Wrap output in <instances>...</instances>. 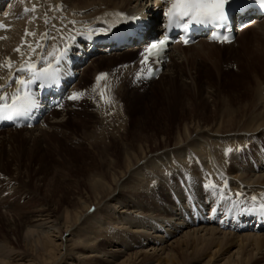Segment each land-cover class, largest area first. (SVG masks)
Segmentation results:
<instances>
[{
	"label": "bare ground",
	"instance_id": "1",
	"mask_svg": "<svg viewBox=\"0 0 264 264\" xmlns=\"http://www.w3.org/2000/svg\"><path fill=\"white\" fill-rule=\"evenodd\" d=\"M142 1L40 0L36 4V0H14L8 10L11 18H6L5 28L0 31V37H3L0 38V64L11 58L15 71V67L27 58L28 45L41 44L32 56L36 60L44 51L46 54L54 49L57 53L62 51L75 41L73 37L80 39L84 31L99 33L122 21L126 15H142L163 3V0ZM3 2L0 0V4ZM26 6H30L26 9L28 12ZM18 7L20 16L12 12ZM63 11L75 17L76 30L72 28L66 33L56 28L58 38H52L48 34L52 35V22L64 14ZM247 30L256 34L254 42L258 46L254 54L259 65H264V21L244 29ZM45 34L46 38L42 39ZM235 42L220 44L201 40L196 45L176 46L169 55L189 60L192 53L185 50L194 49L210 61L220 47ZM18 47L24 56L15 51ZM126 54H137L138 57L139 51H126L121 55ZM101 60L105 64L110 61L109 68L94 72L95 85L87 87V94L102 90L113 94L116 89H125L124 84L106 90L111 83L107 79L101 80L97 87V77L101 73L113 76L115 68L111 64L117 58L104 56L93 64ZM125 64L117 68V74L127 78L136 66ZM87 68L83 71L85 74ZM262 70L264 77V66ZM10 74L7 68L0 67V84L6 83ZM24 76L28 74L24 73ZM163 76L161 74L158 79ZM175 82L173 78L167 101L163 103V113L155 121L159 130L155 123H149L148 118L139 126L141 132L155 128L157 132L165 133L166 140L160 145H147L141 134V138H135V123L124 116L127 108L118 102L120 106L116 105L114 100V104L103 102L100 105L102 110H95L90 118L86 117L87 120L81 119L84 123L80 129L82 136L78 138L79 150L72 148L70 151L59 140L62 145L56 151L61 158L50 161L65 165L70 174L64 181H59L51 197H42L46 203L40 202L41 207L33 214L20 217L14 234L17 240L0 242V264H37V258L18 248L22 240L26 247L31 246L43 255L44 264H60L62 261L65 264H95V260L101 257L105 258L104 264H147L151 260H157L156 264H264V226H255L250 221L254 217L249 218L264 212L261 207L264 205V150L260 149H264V86L256 84L255 97H242L241 102L248 99L242 105L231 99L222 100L219 89L215 90L212 95L215 109L209 115L205 112L199 116L196 102L204 88L193 81V86L184 84L179 89ZM13 87L7 91L13 92L17 85ZM175 96L178 103L172 104ZM183 97H188V102ZM182 102L189 104L191 111L182 106ZM104 106L108 109L106 113ZM56 113L53 112L52 116ZM95 117L100 118L94 120ZM69 123L67 118L55 120L56 128H67ZM44 156L40 159L43 165ZM43 165L40 171L44 170L43 174L48 175L47 164ZM210 184L215 187L210 188ZM83 189L86 197L81 195ZM72 194L77 195L74 200L70 198ZM57 195L58 199L53 200L55 208H52L49 202ZM62 209L64 213L59 216ZM263 220L260 222L264 223ZM172 231L183 233L174 245L168 249L155 246L164 243ZM234 231L237 233H231ZM131 234L135 240L130 238ZM103 238L120 244L116 251L122 252L123 246L136 251L123 256L119 262L118 254L109 255L95 244ZM148 247L162 254L152 255L149 250L142 249ZM16 258L20 263L14 262Z\"/></svg>",
	"mask_w": 264,
	"mask_h": 264
},
{
	"label": "rangeland",
	"instance_id": "2",
	"mask_svg": "<svg viewBox=\"0 0 264 264\" xmlns=\"http://www.w3.org/2000/svg\"><path fill=\"white\" fill-rule=\"evenodd\" d=\"M145 1L146 0L142 2ZM135 6L137 5L135 4ZM255 36L256 34L253 30L244 31V33L239 35L235 43L220 47V51L218 50L214 55L215 57H213L210 61L204 58L203 53H198L199 51L194 49L185 50L186 53H192L189 60L183 61V59L179 58L178 55H171V60L162 73L164 76L155 80V83L151 84L149 87L143 88L137 85H132L130 80L127 79L128 76L126 78L122 74H117V67L120 64L124 65L125 62L126 64H131L137 59V54H118L117 56H113L114 58H117V60L111 64L113 69L115 68V71L111 74L113 75L112 78L110 77L107 79L108 82L111 83L107 85L105 89H114L118 85L123 86L125 84V89L124 87L121 88V91L116 89V91H118L116 92L114 90L113 94L111 93V96H113L112 99L116 102V105L120 106V104H122L123 106L121 105V107H124L125 109L127 108L124 115L125 118L130 121L132 120L135 123L133 136L135 138L145 136L143 139L146 141L147 145H160L166 140V137L165 133L157 132L155 130L154 127L156 126V129L158 128L159 130L157 122L155 121L158 117H161L160 115L163 113V103L164 101H167L166 95L169 87L172 85L171 83L173 78L176 80L174 84L179 89L185 86L184 84L193 86V81H196L204 88V93L198 99V102H196L199 106L197 112L199 116H202L205 112L209 115L215 109V104L212 102V95L215 90L219 89L218 92H220V98L222 100L228 101L231 99L235 102H239L240 105L246 104V101L248 100L247 99L246 101L244 100L241 102L240 99H242V97H250V99L255 97L254 91L256 84H259L260 86L263 84L264 86V77L262 75V66L264 65H259L257 62L258 58H256V55L254 54L257 53L256 47L258 46V44L254 42ZM251 47H254V50H251ZM172 53L173 52H171V54ZM108 63H110V61H106L105 64L101 60L100 62L88 65L86 74L83 72V78L81 79L82 82H79L78 87L85 92L89 85H95V76H93L94 72L97 69L101 70L109 68ZM95 89H97V87ZM100 93L101 92H98L96 94L93 91H89L81 103L77 105L76 103L79 101L76 103L74 102L76 104L74 105L72 102L71 105L69 104L66 107L68 108V110L66 109L67 111H57L55 115L48 117L46 121L41 124V126H37L38 129L36 128L34 131H16L8 129V131L0 132V216H3V218L2 216L0 218L2 219L1 222H4L3 225L0 222L1 243H7V241L8 243H11L10 241L13 242L14 240H17L14 234L16 227L20 224V217L25 216L26 214H33L37 208L41 207L40 202H47V200H43L42 197H51V193L59 181L62 182L68 178V174H70V172H68V168L65 165H59L58 162H52L50 160L61 158L56 151V149H58L57 147L62 145L59 140L63 141V143L67 145L66 148L69 147L68 149H70V151L72 148L75 150L80 149L78 147V138L82 136L81 133L83 132L80 129H82L81 123H84L81 119H86V117L90 118V114L95 112V110H102L100 105L103 102H101ZM173 98L171 103H178L176 102L177 97L175 96ZM183 99L188 102V97H183ZM114 101L111 102V104H114ZM181 104L187 109L191 107L185 102H182ZM182 106H180L179 109L182 110ZM205 106L207 108H204ZM104 108H106L104 112H108L107 107L104 106ZM86 112L89 113L87 114ZM169 113L170 115H174L173 112ZM175 113H178L177 110ZM66 118L69 119L70 125L67 128H56L55 120H64ZM98 118L100 117H95L94 120H97ZM147 118L150 124L153 122L156 126L153 127L154 129L141 132V129L139 128V126H141V121ZM73 131L76 133H72ZM81 141L85 144L88 143L87 141L85 142V140ZM257 147L260 148V146ZM260 149L262 150L263 148ZM42 155H45L44 157H46L44 165L40 160ZM46 164L49 169L48 175L43 174L44 170L42 172L40 171L41 166L43 165V167H45ZM81 193V195L86 197L87 194L85 189H83ZM74 196L76 197L77 195L72 194L70 196L71 200H74ZM57 199L58 195L57 197H53V199L49 202L52 208H55L53 204ZM12 204L14 205V208L11 209L10 205ZM44 207L48 208L46 205ZM63 213L64 209H62L58 215L61 216ZM231 233L234 234L237 232L234 231ZM182 235L183 233H180V231H172L171 235L164 243L155 244V246L158 248L165 246L166 249H168L171 245H174L173 243L182 237ZM130 238L135 240L133 234L130 235ZM97 241H95V244H97V246H99L105 253H108L109 255L118 254L120 258L117 261L119 262L123 260V256L125 257L127 254L136 251V249H131L130 247L125 248L124 246L122 248V252L116 251L119 250L121 245L115 244L109 238L98 239ZM18 245V248L22 252H25L28 255H33L37 258V264H44L45 259L42 257L43 255L34 251L31 246L26 247L24 240H22ZM150 248L151 247L142 249L149 250L152 255L160 256L162 254V252L155 253L154 250ZM12 254L15 256L14 253ZM14 256L12 258L16 257ZM14 262L20 263V260L16 258L14 259ZM104 262L105 258L101 257L97 258L94 263L104 264ZM156 262L157 260H151L147 262V264H156ZM60 264L65 263L62 261Z\"/></svg>",
	"mask_w": 264,
	"mask_h": 264
},
{
	"label": "snow or ice",
	"instance_id": "3",
	"mask_svg": "<svg viewBox=\"0 0 264 264\" xmlns=\"http://www.w3.org/2000/svg\"><path fill=\"white\" fill-rule=\"evenodd\" d=\"M168 2V0H166ZM233 0H171L170 7L167 8L165 15L168 19V27H182L187 29L191 24L199 25H215L221 26L228 18L226 12V6H230ZM264 3V0H261ZM124 15V14H120ZM126 19H135V17H126ZM2 26V25H0ZM94 31V30H90ZM27 35H35V33H27ZM3 38V37H0ZM46 38L45 36L42 39ZM74 39V37H73ZM213 39L219 40L220 42L229 41V36H214ZM188 41H185L187 43ZM164 41H160L159 44L153 43L146 49L148 55H154L162 47ZM30 52L26 59L13 71L14 62L11 58L7 59L0 67L7 68L11 73L8 80L4 84H0V119H13L14 117L27 116L31 113L32 109L37 106L34 94L32 92V85L37 81H41V85L49 82L55 78L57 68L53 67V62L59 64L61 59L66 56L67 49L59 51L53 50L47 54H40L36 60L32 59V56L36 54L38 48L41 47L39 42L36 43L35 47L28 45ZM15 51L21 56L25 53L21 51V48H16ZM148 60V56L144 57V61ZM44 64L43 67L38 65ZM17 73L28 74V79H23ZM108 77L107 73H101L97 77V87L101 80H106ZM15 83L17 87L11 93L7 91L11 85ZM95 90V89H94ZM101 98L106 103H111L110 97H105L103 90L101 91ZM82 93H74L70 99L77 100L82 98ZM228 151H232L228 149ZM210 188H214L215 185H209ZM255 199V198H253ZM264 208V205L261 206Z\"/></svg>",
	"mask_w": 264,
	"mask_h": 264
}]
</instances>
